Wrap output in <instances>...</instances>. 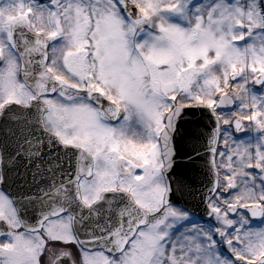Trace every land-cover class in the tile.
<instances>
[{
    "label": "snow or ice",
    "instance_id": "6c2138e0",
    "mask_svg": "<svg viewBox=\"0 0 264 264\" xmlns=\"http://www.w3.org/2000/svg\"><path fill=\"white\" fill-rule=\"evenodd\" d=\"M0 264H264V0H0Z\"/></svg>",
    "mask_w": 264,
    "mask_h": 264
},
{
    "label": "water",
    "instance_id": "95a60500",
    "mask_svg": "<svg viewBox=\"0 0 264 264\" xmlns=\"http://www.w3.org/2000/svg\"><path fill=\"white\" fill-rule=\"evenodd\" d=\"M200 121H206V124L207 125L209 122L208 120L206 119L205 116L201 115L200 111L197 110L196 111V114L195 115H192L191 113L186 116L184 118V122H183V131L188 132L189 129H193L192 131H195L196 130V127H197V123L200 122ZM202 124V123H200ZM191 132V131H189ZM183 135V133H181ZM179 139V138H178ZM196 171H193L190 175L193 177V179L196 181L195 183V189L196 190H203V184L201 183V181L204 180V175L202 173V170H201V166L200 165H197L196 166ZM183 200H187L188 203L190 205L192 204H197L198 201H199V194H198V191H197V195H196V199L193 200L191 197H188V196H185L183 199H182V203H183ZM195 212H196V215L200 218V219H203V220H206L207 218L204 216V207L203 205H200L199 207H196L193 209Z\"/></svg>",
    "mask_w": 264,
    "mask_h": 264
},
{
    "label": "flooded vegetation",
    "instance_id": "af4514ba",
    "mask_svg": "<svg viewBox=\"0 0 264 264\" xmlns=\"http://www.w3.org/2000/svg\"><path fill=\"white\" fill-rule=\"evenodd\" d=\"M237 136H238V137H245L246 134H245V133H242V134H238ZM255 223H256L257 225H259V221H255Z\"/></svg>",
    "mask_w": 264,
    "mask_h": 264
}]
</instances>
